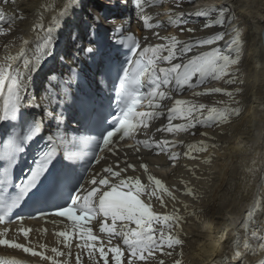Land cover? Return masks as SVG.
Here are the masks:
<instances>
[{
    "label": "bare ground",
    "instance_id": "obj_1",
    "mask_svg": "<svg viewBox=\"0 0 264 264\" xmlns=\"http://www.w3.org/2000/svg\"><path fill=\"white\" fill-rule=\"evenodd\" d=\"M221 7L226 11L224 24L204 28L205 23H214L219 13L213 11L201 15L198 10H218ZM0 10L4 13V18L0 20V64L6 63L7 57L17 55L24 46V40L30 42L27 48L28 56L32 58L36 51L37 37L43 35L39 25L43 24L46 29L52 25L53 16L60 19V23L52 28L54 39L49 49L51 54L41 55L38 61H34L37 70L30 73L31 80L27 83L26 98L20 113L29 115L34 112L36 118H43L42 130L46 138L57 130V121L44 116L45 108L52 111L54 116L61 117L60 130L69 139L85 133L86 128H89V125L83 124V114L96 116L103 113L98 96L92 99L72 76L83 72L91 92H107L110 89L108 69L111 60H105L107 53L104 50L111 44V37L117 36L114 35L116 28H122V34L132 33L141 48L147 44L167 43L153 33H158L159 37L175 36L178 40L188 42L212 38L221 32L225 34L222 40L214 44L194 47L188 54L189 57L219 50L221 55L235 58L237 52L230 49L229 45L238 33L241 38L238 45L239 62L229 66L228 76L215 79L209 75L198 87L185 88L183 92L173 94L174 99L191 100L218 110L236 109L239 111L238 116L233 115L227 123L219 126H197L189 132L175 134L156 131L167 123L161 117L152 121L149 129L137 131L136 141L151 137L156 141L167 139L177 142L176 147L170 148V152L180 154L175 162L169 160L165 153H160L156 159L151 157L157 155L154 147L146 149L141 144L140 154H132L127 145L120 144L115 147V155L98 159L88 174L82 176L80 166L83 162L79 158L74 162L66 160L64 149L60 148L56 153L57 170L82 185L96 173L107 175L102 169L109 165L114 171L126 168L121 173L123 178H138L141 185L149 189L155 187L148 181L149 174L161 180L167 191L157 190V195L165 201L164 206H161L156 196L144 195L141 199L150 200L152 209L160 217L159 220H153L150 228L154 239L159 243L163 237L164 242L153 250L151 256L147 252L143 253L145 260L133 258L134 264H175L177 260L181 264H260L264 260V251L259 249L249 252L242 261L231 259L232 243L237 237L240 238V250L244 251L242 225L247 219V212L254 207L256 200L264 201V48L261 41L264 31V0H148L144 5L143 15L134 7L133 0H128L127 3L125 0H0ZM169 11L173 14L172 22ZM61 13L65 14L61 16ZM97 16L100 17L99 21L96 20ZM145 16L152 25L147 29L144 27ZM181 19L186 23L176 26L175 21ZM98 24L103 26V30L97 40L94 33ZM180 27L194 28L196 31L181 32ZM81 46L98 49V55L86 58L78 51ZM22 63L19 62L20 65ZM101 72L104 75H99ZM195 79L194 77L193 83ZM227 80L235 82L227 83ZM211 88L223 91L192 95L193 91L204 92ZM226 93L232 95L228 96ZM32 102L42 103V106L34 107ZM2 103L0 100V105ZM164 104L171 106L172 101L166 100ZM173 123L183 121L176 120ZM5 126V122H0V134L5 132ZM82 127L85 129L82 130ZM202 132H207L208 135L202 136ZM201 141L209 145L207 151H193L190 153L192 158L184 156V152L188 150L187 145ZM213 144L216 145L215 148L211 147ZM206 160L209 162L205 163ZM125 161L136 165V169H127ZM140 164L147 166V173L139 167ZM90 187L88 185L89 189ZM188 188L192 189V195L186 194ZM165 216L170 219L165 220ZM174 216H178L179 220L171 219ZM45 221L51 227L38 231ZM101 222L113 227L111 218L106 219L102 214H97L96 222L89 223V226L93 235L104 243L107 251L109 238L106 232H100ZM121 223L118 220L115 227L119 229ZM22 227L29 229L27 241L23 233L18 232V227H3L0 230L7 228L5 238L14 239L46 256H52L57 264H76L77 253H80V264H103V261L90 260L86 249L76 248V244L83 243V239L74 234L73 223L47 218L26 221ZM128 227L135 228L136 225L129 223ZM250 227L264 234V209L255 214V223ZM58 232L69 233L68 247H65L64 240L56 236ZM169 236L179 238L182 244L167 247ZM40 245H44V248L41 249ZM111 246H121L122 251L126 247L123 246L122 239L116 237L111 239ZM52 248L64 255L56 256L51 251ZM0 255H13L35 263L52 264L39 256L24 253L22 249L3 245H0ZM95 255L98 257L99 253ZM126 257L127 252L122 257L121 264H127Z\"/></svg>",
    "mask_w": 264,
    "mask_h": 264
},
{
    "label": "snow or ice",
    "instance_id": "obj_2",
    "mask_svg": "<svg viewBox=\"0 0 264 264\" xmlns=\"http://www.w3.org/2000/svg\"><path fill=\"white\" fill-rule=\"evenodd\" d=\"M7 2V0H5ZM127 3L128 0H125ZM148 0H133L134 7L140 10L143 15L144 5ZM218 11V17L214 23H205L204 28H210L216 25L222 26L225 22L226 11L223 7L217 9H203L198 10L201 15H207L210 12ZM66 12V10H65ZM65 13H61L63 16ZM170 22L172 13H168ZM4 18V13L0 10V20ZM97 16L96 20L99 21ZM230 19V18H229ZM52 25L45 29L44 25H39L43 32L42 36L37 37L36 51L33 52L32 58L28 56L29 45L28 40L23 41L19 53L15 56L6 58V63L0 64V100L3 101L0 105V122L15 123L20 116L21 108L24 105L26 98L27 83L31 80V72L37 70V64L41 55H50V47L53 45L52 28L60 23L57 16L52 17ZM186 21H175L176 26H180ZM149 18L144 17V27L150 28ZM159 26V25H157ZM35 30V26H34ZM195 32L194 28L180 27V31ZM123 29L118 27L114 31V35H119L115 40L116 44L125 46L131 55L128 57L126 65L122 67V74L118 75V83H114V98L111 99L110 107L116 109V113L112 115V120L109 122L112 130H106V134L101 133V138L97 137H71L69 139L61 130L60 124L62 119L55 115L47 108L44 109V116L48 118H55L57 121V130L47 136L49 142L46 148L38 153V158L34 162L30 175L22 185H17L19 191L17 195L11 200L6 201L0 197V225L5 222H11L9 217L12 210L20 205L24 197L34 189L40 182L44 174L49 170L57 151L60 148L64 149V158L70 162H74L80 155L98 156L96 149L101 153L112 152V148L116 142L115 138L120 140L125 137H132L133 133L141 129L147 130L150 128L152 121L159 120L164 117L167 123L157 128V132H165L168 134H175L177 132H189L197 126L211 128L213 125L219 126L227 123L233 115L238 116L239 111L236 109L223 108L216 109L214 107H207L205 104H197L191 100L174 99L173 94H179L188 89H194L205 82V78L211 75L215 79L226 77L230 73L228 68L230 65L239 62V48L241 38L237 33L229 45L230 49H235L237 55L235 58L229 55H221L219 50H213L209 53H201L200 55L188 56L193 51L194 47H203L205 45L214 44L224 38V33H218L212 38L200 39L194 42L181 41L175 36L173 37H159L158 33H153L160 39L167 41L165 44L151 45L147 44L141 48L140 43L136 38L129 34L126 37L122 35ZM147 39V37L145 38ZM78 51L86 58L95 57L98 55V49L88 46L79 47ZM166 53V55L164 54ZM181 60L176 63L174 61ZM22 61V65L19 62ZM162 64L167 66H161ZM74 73V70H73ZM75 74V73H74ZM99 75H104L103 72ZM195 83H193V78ZM227 83H234V80H227ZM223 90L220 88L205 89L204 92L193 91V96L208 95L210 93H220ZM231 96L232 93H226ZM171 100V106H166L164 101ZM51 100L49 99V103ZM34 107L40 108L42 103L32 102ZM145 110L140 111L138 109ZM181 120L183 123H173V121ZM43 128V118H33L22 129L14 128L5 141L0 142V160L5 161V167L0 171V187H6L11 181L10 170L17 162V157L24 151L26 144L34 141V139L41 133ZM202 136H207V132L200 133ZM147 135V133H145ZM89 144L93 148L92 153H81L79 145ZM183 143V142H180ZM143 145L146 149H156V154L165 153L169 160L173 162L179 157V153L170 152V148L176 147L177 142H170L167 139L156 141L151 137L144 140H138L137 145ZM209 145L201 141L197 144L187 145V151L184 156L190 157L193 151L204 152L207 151ZM211 147L215 148L213 144ZM139 149L137 148V151ZM113 155L116 153L113 152ZM103 156H98V159H103ZM210 159V158H209ZM209 162L206 160L205 163ZM127 169H136V165L124 162ZM119 167V164H117ZM147 173V166L140 164ZM126 168H119V171H114L111 165L104 167L102 172L107 175L96 173L92 175L86 184L81 185L76 191L75 195H70L69 200L63 205H57L52 215L57 217H64L71 221L76 230L83 229L79 232L83 243H77V249H86L90 260L103 261V264H121V259L127 252V264H134L135 260H145L143 253L147 252L148 256L159 245L163 244V237L159 243L154 239L151 232V224L153 220H159L158 214L152 209L151 201H143L141 196H156L157 201L164 206L165 201L160 195H157V190H164V185L161 180L155 179L152 175H148V181L154 184V188H147L141 185L138 178H123L121 173L125 172ZM115 178V179H113ZM88 185H91L90 189ZM103 186V187H101ZM142 188L144 189L142 191ZM186 194L192 195V189H186ZM175 200V197H172ZM261 209H264V201L256 200L252 209L247 212V219L244 221L242 227L244 229L243 249L240 250V238L237 237L232 243V260H240L256 249L264 251V234H260L256 228H251L250 225L255 223V214ZM88 214H102L103 217L111 218L113 227H108L105 223H100V232L107 233L109 238V247L107 251L103 243L98 247L94 246V242L98 237L93 235L92 229L80 223L81 220L87 219L85 215ZM46 215L41 211L40 216ZM23 220V217H18ZM165 220L170 219L165 216ZM171 219L178 221L179 217L174 216ZM121 221L119 229L115 227L117 221ZM134 223L135 228H129L128 224ZM8 232L7 228L0 230V245L8 246L14 249H22L24 253H30L32 256H39L42 260L51 261L52 264H57V261L52 256H46L43 252L35 251L33 247L27 246L24 243L15 242L14 239L5 238ZM18 232L23 233L24 239L28 240L29 229L20 227ZM57 235L64 237L65 247H68L69 233L61 232ZM113 237L122 239L124 251L121 246H111V239ZM182 240L177 237L169 236L167 247L171 248L175 245H181ZM43 249L44 245H40ZM51 251L56 256L64 255L63 252L56 248ZM99 253L97 257L95 254ZM109 253L111 255L109 256ZM170 254V253H169ZM134 258V259H133ZM227 259V257H226ZM10 264H19L18 261L12 260ZM76 264H80V253H77ZM175 264H181L179 260ZM215 264V262H214ZM264 264V260L260 262Z\"/></svg>",
    "mask_w": 264,
    "mask_h": 264
},
{
    "label": "rangeland",
    "instance_id": "obj_3",
    "mask_svg": "<svg viewBox=\"0 0 264 264\" xmlns=\"http://www.w3.org/2000/svg\"><path fill=\"white\" fill-rule=\"evenodd\" d=\"M95 27H96V31H95L94 34L97 36V40H98V37H99L100 33H101L102 30H103V29H102L103 26L98 24V26H95ZM97 28H98V29H97ZM93 29H94V28H92V30H93ZM92 35H93V34H92ZM95 43H96V42H95Z\"/></svg>",
    "mask_w": 264,
    "mask_h": 264
},
{
    "label": "water",
    "instance_id": "obj_4",
    "mask_svg": "<svg viewBox=\"0 0 264 264\" xmlns=\"http://www.w3.org/2000/svg\"><path fill=\"white\" fill-rule=\"evenodd\" d=\"M261 38H262V45H263V48H264V31H263V33L261 34Z\"/></svg>",
    "mask_w": 264,
    "mask_h": 264
}]
</instances>
